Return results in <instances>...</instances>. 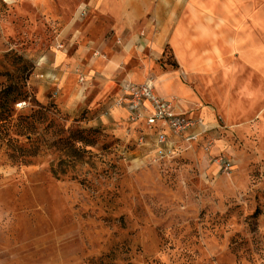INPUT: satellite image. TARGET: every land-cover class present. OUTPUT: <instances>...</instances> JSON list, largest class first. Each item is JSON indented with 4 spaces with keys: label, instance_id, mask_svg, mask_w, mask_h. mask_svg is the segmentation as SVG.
Instances as JSON below:
<instances>
[{
    "label": "rangeland",
    "instance_id": "1",
    "mask_svg": "<svg viewBox=\"0 0 264 264\" xmlns=\"http://www.w3.org/2000/svg\"><path fill=\"white\" fill-rule=\"evenodd\" d=\"M16 1L0 0V264H264V130L200 116L198 141L152 160L114 105L117 84L59 97L42 80L34 52L7 32L20 25ZM36 1L52 13V0ZM143 57L178 66L169 49Z\"/></svg>",
    "mask_w": 264,
    "mask_h": 264
},
{
    "label": "crops",
    "instance_id": "2",
    "mask_svg": "<svg viewBox=\"0 0 264 264\" xmlns=\"http://www.w3.org/2000/svg\"><path fill=\"white\" fill-rule=\"evenodd\" d=\"M52 1V13L36 0L16 1L10 12L20 25L7 32L34 52L38 74L59 97L65 88L105 95L117 84L116 99L122 81L142 80L148 66L177 112L264 130V1L254 10L237 9V0ZM165 49L178 66L143 57Z\"/></svg>",
    "mask_w": 264,
    "mask_h": 264
},
{
    "label": "built area",
    "instance_id": "3",
    "mask_svg": "<svg viewBox=\"0 0 264 264\" xmlns=\"http://www.w3.org/2000/svg\"><path fill=\"white\" fill-rule=\"evenodd\" d=\"M3 1L10 4L16 0ZM114 105L124 109L126 119L139 128L137 141L149 147L155 161L175 159L182 146L198 141L208 130L202 117L177 112L174 98L160 95L150 77L122 81ZM217 161L224 171L232 167L229 158L220 156Z\"/></svg>",
    "mask_w": 264,
    "mask_h": 264
}]
</instances>
